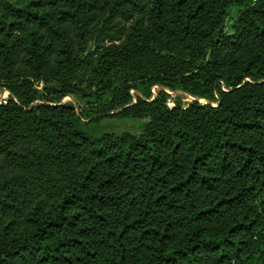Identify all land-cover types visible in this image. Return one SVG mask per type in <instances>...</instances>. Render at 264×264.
<instances>
[{
    "label": "trees",
    "instance_id": "obj_1",
    "mask_svg": "<svg viewBox=\"0 0 264 264\" xmlns=\"http://www.w3.org/2000/svg\"><path fill=\"white\" fill-rule=\"evenodd\" d=\"M5 90L0 264H264V0H0Z\"/></svg>",
    "mask_w": 264,
    "mask_h": 264
},
{
    "label": "rangeland",
    "instance_id": "obj_2",
    "mask_svg": "<svg viewBox=\"0 0 264 264\" xmlns=\"http://www.w3.org/2000/svg\"><path fill=\"white\" fill-rule=\"evenodd\" d=\"M239 13H240V7L238 5H232L230 7L228 20H227V29L235 23ZM41 87H42V85H41ZM154 89L157 90L158 87H154ZM132 93H135V92L132 91ZM8 94H9V92L6 90L3 93H1L0 94V101L4 98H7ZM176 95H180L182 97V102L184 104L193 100L192 96H189V95H186L183 93H173L172 98L169 99V105L171 107L175 106V104H176V101L174 100L175 99L174 97ZM63 101L64 102H70L73 105H75L77 110L85 116L90 115L95 110L103 111L106 109V107H108V104H104V103H100L97 106L92 105V104H86L79 97H75V96H66ZM202 102H206V100H202ZM110 119H112V118L107 117L105 120L107 121Z\"/></svg>",
    "mask_w": 264,
    "mask_h": 264
}]
</instances>
